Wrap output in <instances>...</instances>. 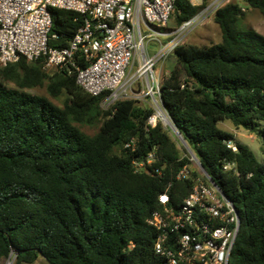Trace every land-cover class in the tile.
Masks as SVG:
<instances>
[{"label": "trees", "instance_id": "1", "mask_svg": "<svg viewBox=\"0 0 264 264\" xmlns=\"http://www.w3.org/2000/svg\"><path fill=\"white\" fill-rule=\"evenodd\" d=\"M210 4L177 0L172 19L180 27ZM243 5L264 17V0L219 9L214 21L221 42L179 46L161 98L211 180L239 211L230 264H264V35L241 27ZM51 15L49 46L65 49L84 17L60 9ZM77 63L90 65L81 56ZM42 87L52 99L65 98L64 105L26 91ZM102 101L78 85L76 71H47L42 62L25 59L0 68V260L14 254V264L40 258L48 264H166L156 254L157 232L149 220L170 183L174 207L190 195L192 181L176 179L190 161L161 123L147 131L151 107L123 100L104 111ZM225 121L258 134L263 162L219 128ZM80 126L99 130L89 136ZM133 140L131 152L125 145ZM155 147L162 177L134 173L133 159Z\"/></svg>", "mask_w": 264, "mask_h": 264}, {"label": "built area", "instance_id": "2", "mask_svg": "<svg viewBox=\"0 0 264 264\" xmlns=\"http://www.w3.org/2000/svg\"><path fill=\"white\" fill-rule=\"evenodd\" d=\"M176 2L0 0V68L25 59L29 63L42 62L47 71H76L78 85L93 97L103 96L102 104L107 109L118 101L148 100L154 113L147 121V131L161 123L180 138L163 105L162 81L156 67L184 44L197 27L232 0H214L193 19L167 30ZM51 9L72 11L84 17L83 26L65 49L49 46L53 27ZM151 40H156L160 46L153 56L148 53ZM77 56L90 65L81 68ZM136 146L137 141L133 140L125 148L134 152ZM228 147L237 151L232 141L228 142ZM158 151L155 147L142 160L133 159L134 173L162 177ZM185 158L190 162L178 172L176 179L192 181L190 195L174 207L170 183L159 197L161 209L149 220L157 232L156 254L163 257L166 264H230L241 231L240 214L233 202L210 183L193 155L189 153ZM231 167L227 164L225 168Z\"/></svg>", "mask_w": 264, "mask_h": 264}, {"label": "rangeland", "instance_id": "3", "mask_svg": "<svg viewBox=\"0 0 264 264\" xmlns=\"http://www.w3.org/2000/svg\"><path fill=\"white\" fill-rule=\"evenodd\" d=\"M191 1L194 5H200V3H202V0H191ZM232 1L239 2L240 0H232ZM243 8L245 10V15L242 18L241 27L246 30L254 29L260 34L264 35V17L260 14L259 11L254 10L252 8H248V6L246 5H243ZM169 28H178L174 18L171 19V22L168 24L167 29L169 30ZM163 31H166V30H163ZM154 32L155 31H152L151 33L153 34L154 37H157ZM221 38H222L221 30L214 21V15H212L202 26L197 27V29L185 39L184 44L187 43V44L197 45L199 47H208V46L220 43ZM155 41L156 40H151L150 42L152 44L151 47H152L153 53L157 54L160 50V46ZM175 64H176V61L174 60V58H172V54H171L166 60L159 62V64L156 67L157 75L159 76L160 71L163 66L164 68L170 71L175 66ZM51 70L52 69H49L48 71H51ZM163 75H165V73H163ZM13 86L17 87L15 84ZM26 91L29 93L35 94V95H41V96H46V97L51 98L47 93L46 87L36 88V89H27ZM52 100L55 104L59 106H63L65 98H62L60 100H55V99H52ZM140 104L141 106L151 107L150 101L148 100H146V102H140ZM101 108L104 111L109 110L106 107H104L103 104H101ZM219 128L222 131L228 132L231 134H237L236 131L238 130L237 128H235L233 123L230 121L221 122L219 124ZM80 129L89 136H94L99 130L98 128H90V127H84V126H80ZM167 130L169 131V134L171 135L173 140L177 143V146L179 150L181 151L182 157H185L186 155H188L189 154L188 151L183 147V144H182L184 142H182V140L178 138L169 128ZM236 136H238L239 140H241L243 144H246L247 146L250 147V149L252 150L256 159L259 162H263V154L261 150L262 144H261V140L258 137L257 133H251L248 131L240 130V134ZM186 143H184L185 146H186ZM13 260L15 262L14 254H12L11 257L8 258L7 260H0V264H14ZM34 264H48V263L43 258H40Z\"/></svg>", "mask_w": 264, "mask_h": 264}, {"label": "water", "instance_id": "4", "mask_svg": "<svg viewBox=\"0 0 264 264\" xmlns=\"http://www.w3.org/2000/svg\"><path fill=\"white\" fill-rule=\"evenodd\" d=\"M171 124L174 126V124H173V122L171 121ZM174 128H175V126H174ZM176 133H177V135L180 137V139L184 142V143H186V141L183 139V137H182V135L179 133V131L178 130H176ZM186 148H187V151L191 154V155H193V157L196 159V161H197V163H198V165L200 166V168H201V170L204 172V174L206 175V177L209 179V181H210V183L215 187V188H217L220 192H221V194H222V196L224 197V198H226L228 201H230V202H232L231 201V199L219 188V186L213 181V180H211V178L209 177V175L207 174V172H206V170H205V168L202 166V164H201V162L199 161V159L197 158V156H196V154L192 151V149L190 148V146L189 145H187V143H186ZM236 210H237V208H236ZM238 211V210H237ZM239 212V211H238ZM11 257V256H10ZM9 257V258H10Z\"/></svg>", "mask_w": 264, "mask_h": 264}, {"label": "crops", "instance_id": "5", "mask_svg": "<svg viewBox=\"0 0 264 264\" xmlns=\"http://www.w3.org/2000/svg\"><path fill=\"white\" fill-rule=\"evenodd\" d=\"M214 0H211V3L213 2ZM202 3H200V5H201ZM175 28H169V30H174ZM168 30V29H167ZM155 31H157L156 29H155ZM167 40H165V42H166ZM151 43L149 44V47H148V53H149V55H151V56H153V55H155L154 53H153V50H152V47H151ZM172 58H174L173 56H172ZM174 60H175V58H174ZM163 70V71H162ZM170 71L168 70V69H166V68H164V66L162 67V69H161V71H160V74H159V78L161 79V81H162V78L164 77V76H166L168 73H169ZM163 73H165V75H163ZM162 75H163V77H162ZM237 132V134H233L234 135V137H235V139L237 140V141H239V142H241V140H239V138H238V136H236V135H239L240 134V130H237L236 131ZM235 132V133H236Z\"/></svg>", "mask_w": 264, "mask_h": 264}]
</instances>
